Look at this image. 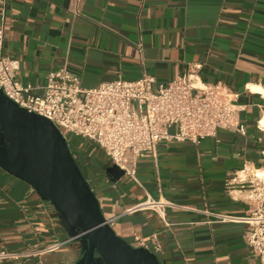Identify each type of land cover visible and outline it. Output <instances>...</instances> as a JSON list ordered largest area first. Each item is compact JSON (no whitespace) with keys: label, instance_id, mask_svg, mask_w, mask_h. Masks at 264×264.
I'll return each mask as SVG.
<instances>
[{"label":"crops","instance_id":"0c3cea01","mask_svg":"<svg viewBox=\"0 0 264 264\" xmlns=\"http://www.w3.org/2000/svg\"><path fill=\"white\" fill-rule=\"evenodd\" d=\"M0 27L4 53L20 62L17 81L37 94L63 67L86 89L143 73L166 83L198 67L206 84L239 94L246 134L163 142L139 160L138 181H111L95 143L76 138L71 151L116 233L162 264H260L239 220L254 205L236 175L246 165L264 173V0H0ZM148 199L176 206L162 218L142 207ZM74 230L52 201L0 167V252L15 254L0 264H85L82 240L46 250Z\"/></svg>","mask_w":264,"mask_h":264},{"label":"built area","instance_id":"2783aa9c","mask_svg":"<svg viewBox=\"0 0 264 264\" xmlns=\"http://www.w3.org/2000/svg\"><path fill=\"white\" fill-rule=\"evenodd\" d=\"M4 39V27H0V89L21 107L51 120L69 147L76 138L97 144L111 164L135 181L139 160L163 142L199 143L215 137L221 129L246 134L240 107L235 104L239 94L221 83L206 84L198 67L188 68L166 83H158L154 75L143 73L135 80L119 77L90 89L83 88L79 76L63 67L48 74L43 93L37 94L33 85L17 81L20 62L4 53ZM256 171L246 165L236 175L238 191L254 205L251 215L239 220L250 226L245 241L264 264V177ZM167 205L176 206L170 201L148 199L142 207L163 218ZM217 216L221 221L238 220ZM71 241L72 238L60 241L46 250H58ZM14 256L1 251L0 261Z\"/></svg>","mask_w":264,"mask_h":264},{"label":"water","instance_id":"95a60500","mask_svg":"<svg viewBox=\"0 0 264 264\" xmlns=\"http://www.w3.org/2000/svg\"><path fill=\"white\" fill-rule=\"evenodd\" d=\"M0 167L30 184L68 217L75 228L70 238L87 246L85 264H162L150 249L133 246L116 233L61 130L2 89ZM106 172L111 181L125 176L116 164Z\"/></svg>","mask_w":264,"mask_h":264},{"label":"rangeland","instance_id":"374dc122","mask_svg":"<svg viewBox=\"0 0 264 264\" xmlns=\"http://www.w3.org/2000/svg\"><path fill=\"white\" fill-rule=\"evenodd\" d=\"M76 141L73 140L71 145H70V149L73 151L74 147H75Z\"/></svg>","mask_w":264,"mask_h":264},{"label":"bare ground","instance_id":"6f19581e","mask_svg":"<svg viewBox=\"0 0 264 264\" xmlns=\"http://www.w3.org/2000/svg\"><path fill=\"white\" fill-rule=\"evenodd\" d=\"M261 91H263L262 89H260ZM264 92V91H263ZM256 173H258V176H260V177H264V173L263 172H256Z\"/></svg>","mask_w":264,"mask_h":264},{"label":"flooded vegetation","instance_id":"af4514ba","mask_svg":"<svg viewBox=\"0 0 264 264\" xmlns=\"http://www.w3.org/2000/svg\"><path fill=\"white\" fill-rule=\"evenodd\" d=\"M100 264V263H99Z\"/></svg>","mask_w":264,"mask_h":264}]
</instances>
